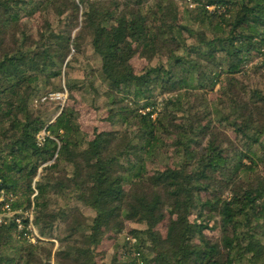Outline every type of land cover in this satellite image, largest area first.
Here are the masks:
<instances>
[{"label":"trees","instance_id":"obj_1","mask_svg":"<svg viewBox=\"0 0 264 264\" xmlns=\"http://www.w3.org/2000/svg\"><path fill=\"white\" fill-rule=\"evenodd\" d=\"M76 92L110 129L83 131ZM32 183L56 249L16 228ZM0 191V264H100L107 236L104 264H264V0H0Z\"/></svg>","mask_w":264,"mask_h":264},{"label":"rangeland","instance_id":"obj_2","mask_svg":"<svg viewBox=\"0 0 264 264\" xmlns=\"http://www.w3.org/2000/svg\"><path fill=\"white\" fill-rule=\"evenodd\" d=\"M72 56V54L70 55ZM135 66H139V62H134ZM98 64L96 63V61L93 59V57L90 56V54H83V55H79L77 56V60L74 62V70L72 75L77 77V79H81L83 77V74L91 67H97ZM61 87H65L66 88V84L64 83V79H55L52 80L51 85H49L48 87L42 86V93L46 92V93H60L61 95L63 94V91L60 92H56L58 91L59 88ZM66 91V94L64 95V98L62 99H54V100H48L46 102H44L43 105L39 106L38 105H34V108L38 109V111H40L42 113V116L44 118L45 121H49L48 124H51L53 122L54 117L58 114V112L60 111L59 109H61V107L65 104V102L69 100V94L68 93V89H64ZM87 91V90H86ZM76 96L73 95L74 98V103L75 106H77L78 110H79V123H80V127L83 129V131L85 133H87L88 135H91L94 130L97 129H110L111 127L108 126V124L105 121V118L107 116V113H104V110H102L100 107L102 106L103 103H101L100 99H94V95L88 94L87 92H82L80 94V92H76L75 94ZM94 99V100H93ZM70 101V100H69ZM48 133L45 132V129L42 130V132H40V134H38V138L47 136ZM162 164H166L167 161H165L163 158L161 160ZM169 163V162H168ZM40 171L38 170V175H39ZM38 175L37 177L34 179L35 181L38 180ZM33 181V183L35 182ZM32 183V184H33ZM210 225H212V223H210ZM132 227H136V225H131ZM126 233L129 232V230L127 229L125 231ZM40 235V234H39ZM41 236V235H40ZM43 237V236H42ZM45 240L44 241H51L55 244V249L57 248V242L54 239H48L46 237H43ZM114 241H115V237L113 239H111V236L104 239L103 243L100 245V249L98 250L103 251L106 249V253H111L112 252V247L114 245ZM108 249V250H107ZM104 253L100 252L98 253V262L100 264H104L106 262V260L104 259Z\"/></svg>","mask_w":264,"mask_h":264},{"label":"built area","instance_id":"obj_3","mask_svg":"<svg viewBox=\"0 0 264 264\" xmlns=\"http://www.w3.org/2000/svg\"><path fill=\"white\" fill-rule=\"evenodd\" d=\"M64 89L65 88H63V94H64V92L66 94V91ZM64 95H61L60 93H52V94L49 93V94L45 95L44 97H42L40 100L34 101V104L38 105L39 103H44L48 100L62 99V98H64ZM44 138H45V136L41 137V138H38V136H37L36 137L37 144L42 145ZM32 190H33V194L30 197V199L32 201L30 208L28 210H26L25 212H17V213L21 214L22 217H17L14 220V222L16 224L17 230L23 231V238L28 243L35 244L37 241H44L45 239L39 235L38 231L36 230V228L33 225V216H34L33 199L37 195V190L35 189L34 184L32 185ZM5 198L6 197L3 193V191H0V203H2V201L5 202ZM11 201H12V199H8L7 202H5L4 204L1 205L0 224H5L7 222V221H5L6 220L5 218L11 217L14 214V212H12L11 206H10ZM23 220H27L26 226L23 225Z\"/></svg>","mask_w":264,"mask_h":264},{"label":"water","instance_id":"obj_4","mask_svg":"<svg viewBox=\"0 0 264 264\" xmlns=\"http://www.w3.org/2000/svg\"><path fill=\"white\" fill-rule=\"evenodd\" d=\"M58 116V115H57Z\"/></svg>","mask_w":264,"mask_h":264}]
</instances>
